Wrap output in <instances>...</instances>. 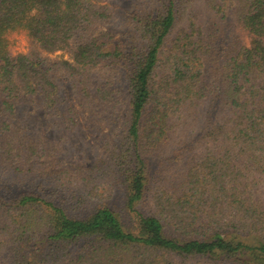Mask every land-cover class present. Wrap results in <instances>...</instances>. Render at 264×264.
Returning <instances> with one entry per match:
<instances>
[{"label": "trees", "instance_id": "trees-1", "mask_svg": "<svg viewBox=\"0 0 264 264\" xmlns=\"http://www.w3.org/2000/svg\"><path fill=\"white\" fill-rule=\"evenodd\" d=\"M124 93L128 116L100 161L55 166L60 145L33 107L71 131L76 97L91 116ZM186 125L165 165L179 166L154 179L149 155ZM262 183L264 0H0V264H264Z\"/></svg>", "mask_w": 264, "mask_h": 264}, {"label": "rangeland", "instance_id": "rangeland-1", "mask_svg": "<svg viewBox=\"0 0 264 264\" xmlns=\"http://www.w3.org/2000/svg\"><path fill=\"white\" fill-rule=\"evenodd\" d=\"M106 3L115 6L125 8L130 0H105ZM193 16L198 24L203 28H208L212 25V14L207 10L206 6L201 3H196L193 7ZM224 24V23H223ZM226 26V37L230 39L235 30H238V21L235 17L229 16L225 22ZM113 31L115 37L119 38L120 34L116 28L110 26H100L98 31ZM13 42V49L15 52L26 51L29 46L28 37L24 33H17L11 37ZM246 43L249 42V38L245 36ZM112 47V44L109 45ZM63 54L65 58H68L67 53L57 51L51 54L53 58ZM79 110L78 125L74 130H66L58 128L44 118L42 109L33 107L31 117L33 118V126L39 130L48 139L58 143L60 145V152L55 157V166L64 167L67 169H73L78 166H91L100 161L104 153L106 152L105 145L107 140L110 141L115 138L117 134L122 132V126L124 119L128 116L130 109L128 103V96L126 93L123 94L122 104L118 105L117 109L110 107H97L95 112L97 114L88 115L87 109L80 104V100L76 97L74 102ZM196 115L198 118L195 119ZM226 115L224 109H218L216 116H213L214 121L222 119ZM206 106L202 105L195 111V115L188 118L190 123H195L192 126L196 127V135L202 133L206 127ZM188 126L175 128L174 132L168 134V138L163 142V148H156L150 155V166L152 173H154V179H161V175L164 174L162 171L168 172L172 168L179 166L174 164L171 167H165L172 161V157H178L180 148V140L185 134V129ZM188 131V130H187ZM193 132V131H192ZM190 133V132H189ZM194 134V132H193ZM198 136L194 135V140ZM184 157H186L184 155ZM183 158V157H182ZM181 158V159H182ZM257 197L264 200V183L259 185V191L256 193ZM118 205L120 200L117 201Z\"/></svg>", "mask_w": 264, "mask_h": 264}]
</instances>
